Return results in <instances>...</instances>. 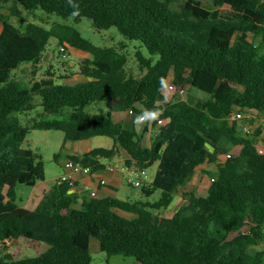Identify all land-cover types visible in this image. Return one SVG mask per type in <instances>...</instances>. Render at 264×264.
<instances>
[{"label": "trees", "instance_id": "1", "mask_svg": "<svg viewBox=\"0 0 264 264\" xmlns=\"http://www.w3.org/2000/svg\"><path fill=\"white\" fill-rule=\"evenodd\" d=\"M6 2L76 22L87 16L98 29L116 26L160 57L153 62L138 50L144 74L136 77L127 74V56L117 46L97 45L68 22L21 27L0 17V264H92V238L109 256H133L140 264H264L258 247L264 242L261 129L245 132L243 122L231 118L236 106L264 115V0H72L78 12L69 0H0ZM11 12L17 13L15 5ZM51 37L92 54L82 60L86 80L58 82L50 70L36 78ZM28 62L34 79L25 81L13 71ZM171 72L179 88L204 91L207 99L193 103L176 93L165 100L160 78L168 81ZM36 96L44 113L24 125L14 112L33 109ZM97 100L136 114L155 102L162 112L153 121L151 144L144 142L149 125L139 131L112 111H87ZM32 129L62 130L75 141L112 137V147L69 157L95 170L123 152V160L144 170L158 162L142 193L161 189V196L80 197L72 194L73 183L57 181L35 206L20 205L17 185L33 187L46 178L42 154L22 146ZM198 168L212 178L205 194L185 189ZM181 189L184 203L173 215H161ZM25 240L46 243V249L17 257L11 248Z\"/></svg>", "mask_w": 264, "mask_h": 264}, {"label": "rangeland", "instance_id": "2", "mask_svg": "<svg viewBox=\"0 0 264 264\" xmlns=\"http://www.w3.org/2000/svg\"><path fill=\"white\" fill-rule=\"evenodd\" d=\"M6 3H9L13 6L15 5V10L17 13L10 14L11 21L21 27H24L28 22L31 21L43 24L46 27H51L57 21H63L78 27L84 36L90 38L97 45L117 46V48L127 56L125 68L128 75L141 77L144 74V72L141 71L139 67V62L136 56V52L138 50H140L146 57H152L153 62H156L160 57L158 53L151 54L147 46L141 40L126 38L116 26H112L108 29H98L95 26L93 19L87 16L82 17L80 21L76 22L73 17L63 19L62 17L53 13H48L41 8H37L35 11L28 10L19 2ZM227 8L228 6H225L223 7V10ZM90 56H92V54L88 51H84L69 44H61L57 37H51L44 60L37 69L36 78H40L44 73L50 70L55 74L56 80L58 82L74 83L86 80L88 77L81 71L82 60L83 58ZM32 67L33 65L30 62L23 63L21 69H24L14 70L13 73L16 72L20 78L24 79L25 81H29L34 79L31 73ZM173 80L174 74L171 72L169 81ZM174 96L171 99H173ZM180 96L183 99L197 103L200 100L207 99L208 94L204 91L193 88L192 90H187L185 95ZM40 102V96H36L34 100L35 107L33 109L26 112H14V114L21 118V121L24 125H31L33 121L39 119L44 113V108ZM86 110L90 112L112 111L115 119L121 121L129 117L130 120L127 125L129 127L135 126L139 131H142L145 125H149L151 129L146 132V135L144 136V142L146 145L151 144L152 137L156 129L153 127V123L151 124V121L144 123L143 125H134V120L140 114H131L129 111H122L117 108L115 102L107 100L93 101L86 107ZM234 112L241 114V117L236 119H240L241 122H243V129L245 132H253L255 128H258V126L260 127L261 139L259 140V144L261 149H264L263 113L256 109H242L238 106H236ZM113 144L114 139L106 135H96L89 139L75 141L66 140L65 133L62 130L32 129L28 137L23 142L22 146L25 148H32L34 151L42 154L45 164L46 178L44 180H40L37 185L33 187L27 184L19 183L17 185L18 203L20 205H29V207H33L35 203L40 201L43 197H41V195H44L45 191L47 192L49 189H51L56 184L57 178L65 173V163L73 149L83 153L94 147H112ZM233 151L238 152L239 147H235ZM122 156H125L124 153H122ZM123 157H116L111 161V163L118 164L121 162ZM157 168L158 162L147 168L143 180L146 182L152 181L155 177ZM206 168L214 169L216 168V165L209 164L206 165ZM211 182V175L204 172L202 168H198L191 182H189L185 189H194L199 194H205ZM185 189H181L177 193L175 200L168 208L160 211L161 215L170 216L173 215L177 209H179V207L185 201L183 195ZM161 194L162 190L158 189L153 195L147 197L142 193V186H135L126 180L122 184L117 196L127 200L142 199L154 201L158 199ZM23 197L26 198L25 201L21 200ZM29 197H32L31 201L29 200ZM258 247L264 248V242H260ZM45 249L46 243H39L38 241L33 240H25L20 245L12 246L11 248L17 257L35 256L40 254ZM91 253L93 257L92 264H140L133 256H126L123 254L109 256L106 251L101 249L100 242L97 238H92Z\"/></svg>", "mask_w": 264, "mask_h": 264}, {"label": "built area", "instance_id": "3", "mask_svg": "<svg viewBox=\"0 0 264 264\" xmlns=\"http://www.w3.org/2000/svg\"><path fill=\"white\" fill-rule=\"evenodd\" d=\"M167 82H168V84L171 85V88H164V93L166 95L165 100H168V99L171 100V98L176 93H179L182 96L186 94L187 90L185 88H179L174 80L169 81V79H168ZM129 112L131 114H136V112L133 109L129 110ZM161 112H162V110H161ZM238 117H241V114H238L236 112H232V114H231L232 119H236ZM164 122H165L164 119L159 120L160 124H163ZM152 123H153V121H151V124ZM101 164H103L104 167H102L101 169L95 170L91 165H84L82 162L77 161V160L69 157L65 163L66 171L63 175H61L57 178V181L60 183L61 182H71L75 185V183L78 179V176L81 173L92 174L95 171L106 170L107 172H110V173L120 172V173L124 174L127 181L130 182L131 184H134L135 186H142L144 184L143 177L145 175L146 170L142 169L139 165H137L135 163H127L125 160H121L120 163L113 164V163H108L105 160H102ZM91 195L92 196L97 195V191L92 190ZM242 231L244 233H247L250 231V229L244 228Z\"/></svg>", "mask_w": 264, "mask_h": 264}, {"label": "crops", "instance_id": "4", "mask_svg": "<svg viewBox=\"0 0 264 264\" xmlns=\"http://www.w3.org/2000/svg\"><path fill=\"white\" fill-rule=\"evenodd\" d=\"M11 11H12L11 4L9 3L1 4L0 3V17L10 16V14L12 13ZM3 26H4L3 22L0 19V34L3 30ZM129 120L130 118L128 117L127 119H124L123 121L127 124ZM76 153H82V152H78L76 149H73L72 153L70 154H76ZM123 153L125 157L128 156L126 152H123ZM126 180L127 179L125 178L124 174L120 172L110 173V172H107L106 170H103V171L99 170V171H95L92 174L81 173L78 176V179L75 185L72 187L71 192L72 194L78 195L80 197H91L92 190H96L99 196H108V195L117 196L119 190L121 189L122 184ZM42 196L43 195H41V197ZM31 199L32 197H29L30 201ZM37 203H35L34 206ZM26 206L29 207V205H26Z\"/></svg>", "mask_w": 264, "mask_h": 264}, {"label": "clouds", "instance_id": "5", "mask_svg": "<svg viewBox=\"0 0 264 264\" xmlns=\"http://www.w3.org/2000/svg\"><path fill=\"white\" fill-rule=\"evenodd\" d=\"M69 3L72 4V0H69ZM74 9L79 10L78 4H72ZM160 84L162 88H171V85L168 84L165 77L160 78ZM161 115V110L156 106V103L154 102L153 107L151 109H145L141 112L139 116L136 117L134 120V125H143L144 123L155 121L159 118Z\"/></svg>", "mask_w": 264, "mask_h": 264}]
</instances>
